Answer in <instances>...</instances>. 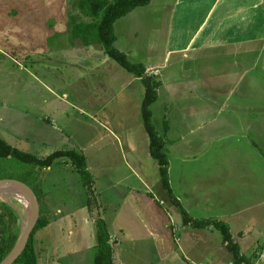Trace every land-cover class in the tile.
Here are the masks:
<instances>
[{
    "label": "rangeland",
    "instance_id": "374dc122",
    "mask_svg": "<svg viewBox=\"0 0 264 264\" xmlns=\"http://www.w3.org/2000/svg\"><path fill=\"white\" fill-rule=\"evenodd\" d=\"M171 1L153 0L118 18L113 25L115 45L132 62L147 59L148 76L159 82V96L151 105V119L157 134L164 140L174 192L182 194L180 177L186 171L188 175L193 171L196 173L187 179L189 188L197 187V184L201 186L199 180L204 178L206 183L211 184L209 179L216 175L215 179L218 178L223 188H218L220 194L217 192L212 196L211 206L207 205L205 209L199 203L188 206L194 218L220 220L222 217L219 212L223 209L226 198L224 193L251 194L255 191V199L264 198V57L256 58L259 62L255 63L256 68L249 69L248 77L253 82V87L241 93L243 85H239L237 79V89L229 91L232 106L238 104L237 100L248 106L253 103L248 113L243 108L234 110L237 113L235 116L249 117L237 118L249 120L247 125H235L231 118L236 113L229 108L223 110L218 102L220 98L217 97V91L209 86L211 83L224 82L219 64L224 65V62L215 60L204 50L203 53L207 56L204 61L206 66L199 63L197 67L201 69L196 72L197 79L192 80L189 79V74L197 67L188 58H184L185 51L182 50L181 43L175 47V53L174 50L169 51L167 41L169 42L170 35L167 36L166 32ZM77 2L78 0H61L60 13L45 9L42 16L35 18L44 19L45 24L40 20L28 25L14 23L13 26L6 27L0 23V37L5 31L8 33V39L3 40L6 45L4 42L0 43V138L22 151L40 157L62 148L82 151L93 174L92 196H96L98 203L106 207L102 216L108 217L114 208L122 205L119 198L127 187L139 188L142 183L151 182V188L158 193L161 189L160 176L157 162L149 154L148 137L140 113L144 93L142 81L107 56L100 43L89 40L86 44L80 37L73 36L72 19L75 22L93 20L77 6ZM49 4L53 5L52 2ZM43 26L46 28L45 35L50 34L51 29L55 31L44 38ZM169 26L171 27V22ZM175 28L181 30L180 26ZM12 47H17L16 54L10 53L13 51ZM259 50L264 52V47ZM187 53L189 56L193 55L192 51ZM167 60L173 63L170 69L174 75L171 78L183 79L189 91L201 99L217 103L220 111L216 110L215 116L221 118L222 122L214 118V110L210 106H202L200 100L186 95L188 91L182 88V84H173L168 91L166 84L169 81L165 76L169 70ZM237 63L243 66L246 61L242 59ZM249 63L250 60L247 59V65ZM229 64L233 65L232 61L227 66ZM236 66L229 68L238 69ZM167 96L172 97L169 100L166 99ZM202 125L205 129L197 130ZM198 131L205 132L207 137L211 136L200 152V141L195 137ZM182 134L188 137L186 141L189 144L192 143V151L198 152L185 160H182V154L177 153L173 146ZM213 135L216 137L212 138ZM130 147L142 158L145 166L139 169L137 164L130 165V154L127 151ZM123 155L129 160L127 162L130 167L124 162ZM71 165L67 158L56 159L50 168L42 171L44 181L39 184L38 178L32 181L31 174L26 176L24 171L32 168V165L11 157H0V177L28 181L33 188L38 189V202L43 213L53 217L59 214L55 208L73 210L80 206L79 201H85L87 189ZM182 165L184 166L181 167ZM257 187L261 189L260 194L256 191ZM163 193L174 206L179 221L182 220L167 192ZM2 199L12 204L22 217L25 216V204L20 202L15 193L4 192L0 194V200ZM14 201L21 205L17 206ZM100 207L91 208V215H95L93 218L98 211L101 215ZM256 210L260 211L258 208ZM256 217L258 220L264 219V215ZM236 221L231 220L232 231L236 230ZM19 223L21 226L20 217ZM92 228L95 235L94 224ZM259 232L264 234V231ZM65 241L53 243L50 252L55 254L57 246H66ZM259 246H263L262 243ZM95 249L93 246L89 254L95 255Z\"/></svg>",
    "mask_w": 264,
    "mask_h": 264
},
{
    "label": "crops",
    "instance_id": "0c3cea01",
    "mask_svg": "<svg viewBox=\"0 0 264 264\" xmlns=\"http://www.w3.org/2000/svg\"><path fill=\"white\" fill-rule=\"evenodd\" d=\"M46 1L48 2V0H0V23L4 24L5 27L8 25L13 26L14 23L28 25L39 20L45 24L44 19L35 20V18H38L39 15L42 16L45 9L48 8L50 11L57 10L60 13L61 7V0H50L48 4H46ZM50 2L53 5L49 4ZM170 4L172 7L166 32L167 36L170 35L168 38L169 42L167 41L170 46L169 51L174 50L173 53H175V47L181 43L182 50L185 51L183 53L184 58H188V61L194 67H197L199 63H203L206 66L204 61L207 56L204 55V50H207L208 54L212 55L215 60L219 59V62H224V65L219 63L224 82L211 83L209 86L217 91V97L220 98L218 102L223 106V110L229 108V110L234 111L236 108H243L247 109L246 113L250 112L251 110L249 109L253 107V103L248 106L246 103L242 104L237 100L238 104L232 106L230 100L232 97L228 94L229 91L233 92L237 89L238 84L243 85L241 93L253 87V82L248 77L249 69L256 68L255 63H259L256 58L264 57V52L259 50V48L264 47V0H172ZM13 13H16V15L14 16ZM170 22L171 27L169 26ZM136 24L138 25L139 22ZM176 26H180L181 30L179 31L178 28H175ZM43 28L45 30L44 38L55 31V29H51L49 30L51 33L45 35L46 28L45 26ZM2 35L0 43L8 39L6 31ZM165 43L166 40H164L163 44L165 45ZM4 44L6 45V42ZM11 49L14 52L10 53L16 54L15 49L18 50L17 47L15 49L12 47ZM191 51L193 55L189 56L187 52ZM248 54H251V56L249 57ZM242 59L246 63L243 66L237 65V61L241 62ZM247 59L250 60L248 65ZM146 60L136 62H142L148 74L149 68L146 66ZM231 61L233 65L229 64L227 66V63ZM167 63V66H169L167 69L169 70L165 76H167V81H169L166 84L168 91L170 90L169 86L182 84V88L184 87L188 91L186 95L200 100L201 103H199L202 106L204 104L210 106L214 110V118L222 122L221 118L215 116V111H220L217 103L208 102L207 99H201L192 91H189L183 79H172L174 74L171 73L173 70L170 68H172L173 63L169 62V60H167ZM234 66L238 69L229 68ZM200 69L198 67L193 69L192 73L189 74V79L196 80V72ZM237 79L239 80L238 84L236 83ZM235 92L239 95V91L236 90ZM171 97L167 96L166 99L170 100ZM213 99L217 100L216 98ZM207 110L209 111V109ZM235 115L237 113L232 115L233 117L231 118L234 120L233 123L235 125H247L249 123V120L237 119L248 117V115L242 117ZM201 129H205L203 125L197 128V130ZM245 129L248 132V128L246 127ZM195 137L200 141L198 152L204 149L206 141L211 138V136L207 137L205 132L201 133L199 131ZM214 137L216 136L213 135L212 138ZM187 138L185 134H182L173 143L177 153L182 154V160L198 153L194 150L192 151L190 147L192 143L189 144L186 141ZM131 148L127 149L130 154V161L123 155L124 162L129 166L128 160L130 165L135 166L137 164L140 169V167L145 165L142 162V158ZM104 166L102 167L104 168ZM48 168L50 167H43L38 170V173L36 172L39 184L44 181L42 171ZM189 168L193 169L192 167ZM87 169L90 173L92 172L88 163ZM131 171L134 173L133 170ZM194 172L190 175H188L187 171L185 174H181L182 194H178L173 190L170 179V164L168 165L171 191L188 215L193 218L194 215L188 205L199 203L205 209L207 205L211 206L210 200L213 199L212 196H215L217 192L220 194L219 189L223 188L218 178L217 180L215 179L216 175L209 179L211 184L206 183L204 178L199 180L201 186L197 184V187L189 188L187 179L191 175L196 174ZM91 176H93L92 173ZM196 176L199 178L198 174ZM143 182H146V180ZM38 188L40 189V187ZM257 188L256 191L260 194L261 189L260 187ZM40 190L43 192L42 189ZM162 191L165 192L161 187L160 191L156 193L151 188V182L142 183V187L140 186L139 188L127 187L126 192L119 198V203L121 201L122 205L114 208L108 217L102 216L106 211V207L98 203L96 198L97 205L101 206V215L100 211H98L97 216L104 218L109 233V243L113 250L112 264H235L232 254L226 246V241L223 240L219 230L212 226L195 228L189 224L182 223L181 219L179 221V215L177 216L174 206L168 202ZM204 191H206L205 194ZM224 194L226 198L223 203V209L219 212L220 217H222L220 220L228 224L232 240L239 244V252L249 260V264H264V234L259 232L264 231V219L258 220L256 217L264 215V205L260 206L264 204V198L255 199V196H257L255 191L251 194L249 192L247 194L238 192L235 195L231 193ZM190 199H192L191 202ZM79 203L80 206L73 210L72 208H55L59 213L56 216L50 217L47 214L50 217L49 222L38 229L33 236L37 264H93L94 254L92 256L89 253L93 246L94 248L96 247V239L92 228L95 215H91L92 210L85 204L84 199L79 201ZM257 208L260 209L259 212H256ZM208 210L210 211V209ZM232 219L237 220L235 231L231 229ZM83 229L86 231H83ZM214 230L218 233H215ZM64 241L66 246L61 244L56 247L57 252L55 254L50 252V247H53V243ZM261 243L263 246H259ZM60 259L66 260V262H62Z\"/></svg>",
    "mask_w": 264,
    "mask_h": 264
},
{
    "label": "trees",
    "instance_id": "16d2710c",
    "mask_svg": "<svg viewBox=\"0 0 264 264\" xmlns=\"http://www.w3.org/2000/svg\"><path fill=\"white\" fill-rule=\"evenodd\" d=\"M150 0H78L77 6L93 20L89 22H75L72 19V30L74 37H80L84 43L88 44L89 40L101 44L104 53L113 59L117 64L123 67L129 73L140 77L144 86V93L140 103V113L144 130L148 137L149 154L156 160L160 176V183L163 190L167 192L170 201L176 205L181 216L182 223L189 224L195 228H205L212 226L219 230L226 246L232 254L235 264H249V260L239 252V246L232 240L228 224L221 220L209 218H193L188 215L187 211L173 195L168 178V157L164 151V140L160 137L152 124L151 105L157 99L158 81H153L146 73V67L142 62H132L128 59L127 54L115 45L116 36L114 34V22L126 15L137 6H143ZM0 157L14 158L19 162L32 165V168L25 169L26 176L30 173L33 180L37 179L36 172L40 168L49 167L59 158H67L76 169L80 176L82 184L86 187L85 204L92 208L97 205L96 196L93 195L91 183L93 182L91 173L87 169L86 157L80 150L74 148L57 149L44 157L25 152L14 147L0 138ZM1 178V177H0ZM30 183L24 179H20ZM31 186V185H30ZM38 197V192L31 186ZM38 188V187H37ZM17 206L21 204L14 201ZM50 220V217L43 213L39 205V217L30 233L25 248L12 264H37V255L34 248V233L44 227ZM95 239L97 252L93 258V264H112V246L109 243V233L106 228L104 219L99 216L94 221ZM18 211L7 200H0V261L9 252L13 246L18 232L20 230Z\"/></svg>",
    "mask_w": 264,
    "mask_h": 264
},
{
    "label": "water",
    "instance_id": "95a60500",
    "mask_svg": "<svg viewBox=\"0 0 264 264\" xmlns=\"http://www.w3.org/2000/svg\"><path fill=\"white\" fill-rule=\"evenodd\" d=\"M2 187L17 190L23 194L27 201V205L25 206V209L27 208L25 210V216L22 217L20 212L18 213L21 219V226L17 238L9 252L0 261V264H12L25 248L30 233L38 220L39 202L32 187L20 179L11 177L0 178V188Z\"/></svg>",
    "mask_w": 264,
    "mask_h": 264
},
{
    "label": "bare ground",
    "instance_id": "6f19581e",
    "mask_svg": "<svg viewBox=\"0 0 264 264\" xmlns=\"http://www.w3.org/2000/svg\"><path fill=\"white\" fill-rule=\"evenodd\" d=\"M4 192H13V193H15L16 194V197L20 200V202L22 201L25 204V206L27 205V201H26L25 197L23 196L22 193L18 192L17 190H15L13 188H8V187H2V188H0V194H2Z\"/></svg>",
    "mask_w": 264,
    "mask_h": 264
}]
</instances>
